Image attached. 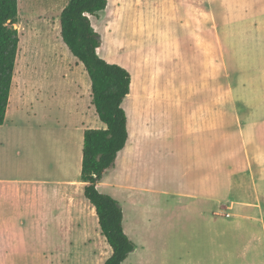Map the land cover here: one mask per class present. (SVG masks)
Wrapping results in <instances>:
<instances>
[{
  "label": "rangeland",
  "instance_id": "374dc122",
  "mask_svg": "<svg viewBox=\"0 0 264 264\" xmlns=\"http://www.w3.org/2000/svg\"><path fill=\"white\" fill-rule=\"evenodd\" d=\"M66 2L17 0L11 26L18 44L6 115L17 127L0 128V140H12L1 145L2 171L13 168L8 163L20 145L32 149L34 177L79 179L82 133L73 110L84 109V124L95 111L89 77L60 37ZM89 17L100 34L98 55L131 71L135 86L139 79L148 83L151 89L144 91L154 94L143 100L158 119L156 131L147 128L144 139H137L133 121L127 171L121 179L118 153L103 182L121 202L135 245L121 264H264L259 227L242 236L239 227L210 221L219 209L216 197L236 198L238 188L246 197L255 186L264 193V0H193L192 26L175 0H107L103 11ZM121 105L130 121L136 118L137 111L133 117L129 111L136 109L135 96ZM202 108H208V138L206 131L194 135L185 126L194 124V112ZM61 147L71 149L61 158L63 167L56 155ZM247 155L261 168L256 185L248 181ZM13 169L23 170L19 161ZM207 193L212 200L206 206ZM48 247L47 264H103L111 253L96 216L50 233ZM30 264H46L44 254L39 251Z\"/></svg>",
  "mask_w": 264,
  "mask_h": 264
},
{
  "label": "crops",
  "instance_id": "0c3cea01",
  "mask_svg": "<svg viewBox=\"0 0 264 264\" xmlns=\"http://www.w3.org/2000/svg\"><path fill=\"white\" fill-rule=\"evenodd\" d=\"M175 6L180 15L185 17V19H188L189 12L192 15L193 0H175ZM188 20L190 26H192V19L189 18ZM130 76V91L125 98L130 97V95H133L136 98L137 115L135 118V122L136 130L138 132L137 139H144V132L148 131L147 128L153 129V132H155L156 127L158 126V119L155 115L153 106L150 103L144 102L143 100L144 96L149 97L154 93L144 91L145 89L151 88H149L148 83L146 84V82L142 79H139L137 85L135 86L132 72ZM17 100V98L13 97V104H17L19 102ZM190 102L193 103V100ZM7 108L5 112L4 122L0 125V128L17 127L16 123L7 122L6 115L10 112ZM86 110L90 111V107ZM11 112L12 115H14V112ZM73 112L76 115L78 114L77 116H79V118L75 121V125L80 124V127H76L81 130L82 133L81 154L79 152V179H49L48 173L45 174V176H41V173H39L40 175L34 177L32 159L33 152L31 147L24 149L22 146L17 145L18 149L15 153L16 159L13 164L8 163L9 167L15 168L17 166V161H19V167H21V169L23 170L12 168L2 171L0 163V264H25L26 261H29L30 264L33 256L37 255L39 251L42 255L44 254L47 264L49 253L48 242L50 233H54V231H70L75 225L79 226L85 219L88 218L89 221H91L92 217L94 218L96 216L94 207L89 203V201L83 194L84 182L81 181L80 178L83 131L86 128L104 127V124L100 121H97L98 117L96 113L91 118L88 117V122L84 124V122L81 121V119L84 117V114H86L84 109L82 110L75 108ZM125 112L127 115L128 130V128L130 129V117L128 112ZM194 113L196 114V121L194 122V124L185 125L189 126L187 128L189 129L188 132L190 134L197 135L206 131V138H208V108H202V113H199V111L197 113ZM204 120L205 122H202ZM129 131L126 143L119 152L122 159L120 165L121 179L123 178V171L124 169L126 170L127 164L129 163L130 155L128 151L131 149V145L128 140L131 138V130ZM10 142H12V140L6 136L2 140H0V155L2 143ZM70 150L71 149L69 147H61L60 153L56 154L57 157L61 155L60 158H57L59 167H63L66 165L65 162H62L61 158L62 156L64 157L70 155ZM206 153L208 155V139H206ZM48 162H50V159H47V165L45 164L44 166V168L47 170H49ZM116 162L117 159H115V163ZM247 165V169H249L250 171V177L248 181L252 185H256L258 180L257 174L261 171V168L259 165L252 162L248 155ZM113 168L107 170V172L103 175L102 179L97 184V189L100 192L109 194L117 200L116 196H114L112 192H107L105 190L108 186L103 185V182L107 177L106 174ZM253 168L256 169L257 173H253ZM239 178H241V176H239ZM236 182L238 185H242L239 181ZM100 188L104 190L101 191ZM238 190H240V196L236 198H231L229 196H227L229 198H223L221 196L215 198L216 203H219V209L216 212H213L214 216H212L210 221L217 222V224L218 222H221L222 224H227L230 227H239L238 232L242 236L246 235V233H248L249 235L250 232L254 231L257 227H259L264 234V193H258L255 186L252 193L251 191H249V195L243 197V190L240 188H238ZM50 193L53 200V202L51 203L49 201ZM181 195L185 198L197 199V195L189 193H182ZM203 197L207 206V204H209L210 200L212 199H210L208 193ZM224 201L225 203H223ZM118 202L120 203L122 209L123 230L125 233H127L128 230L126 229V224H124L123 206L120 201ZM192 202L193 201H191L190 203ZM233 209L235 210V212H230ZM224 212L227 213V217L224 216ZM219 215L221 217L224 216L229 219L225 221V219L221 218ZM233 215L238 217L233 218ZM53 227H55V229ZM34 242H38L39 245L34 244ZM2 258L4 259L2 260Z\"/></svg>",
  "mask_w": 264,
  "mask_h": 264
},
{
  "label": "trees",
  "instance_id": "16d2710c",
  "mask_svg": "<svg viewBox=\"0 0 264 264\" xmlns=\"http://www.w3.org/2000/svg\"><path fill=\"white\" fill-rule=\"evenodd\" d=\"M107 0H67L59 13L60 37L83 65L90 80V104L104 127L83 131L80 178L83 194L94 207L100 234L111 248L103 264H121L135 248L123 230L120 203L97 189L107 170L124 147L127 115L121 103L130 91L131 76L123 66L100 57V34L89 16H97ZM17 15V0H0V125L4 122L11 88L18 35L11 26Z\"/></svg>",
  "mask_w": 264,
  "mask_h": 264
},
{
  "label": "bare ground",
  "instance_id": "6f19581e",
  "mask_svg": "<svg viewBox=\"0 0 264 264\" xmlns=\"http://www.w3.org/2000/svg\"><path fill=\"white\" fill-rule=\"evenodd\" d=\"M132 102V101H131ZM125 104V103H124ZM129 107V106H128ZM127 107V108H128ZM129 111H130V114L132 115V117L136 114V109H135V106L134 107H131V108H129ZM133 120H131L130 121V130H131V133H132V131H133V126H134V123H133V121H135V118L133 117L132 118ZM135 127V126H134ZM130 132V131H129ZM131 137H132V135H131ZM128 223V222H127ZM130 230V229H129Z\"/></svg>",
  "mask_w": 264,
  "mask_h": 264
}]
</instances>
